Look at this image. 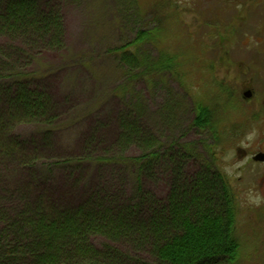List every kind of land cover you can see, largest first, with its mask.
<instances>
[{
	"label": "trees",
	"instance_id": "1",
	"mask_svg": "<svg viewBox=\"0 0 264 264\" xmlns=\"http://www.w3.org/2000/svg\"><path fill=\"white\" fill-rule=\"evenodd\" d=\"M148 2L154 9L151 26L109 49L128 85L137 76L147 84L164 77L188 90L198 84L208 91L225 63L222 54H214L224 52L217 29L229 36L232 27L205 23L201 34L185 31L178 0ZM64 5L0 0V166L17 180L0 206V264H237L236 194L215 167V155L233 147L225 140L245 121L233 119L230 100L216 101L211 109L188 96L191 129L203 155L198 156L195 140L166 143L124 105L106 140L93 143V132L78 152L60 151L56 137L68 103L59 104L32 68L39 57L64 49ZM146 45L156 55L150 62L137 55ZM155 167L170 174L168 192L160 198L145 185Z\"/></svg>",
	"mask_w": 264,
	"mask_h": 264
},
{
	"label": "rangeland",
	"instance_id": "2",
	"mask_svg": "<svg viewBox=\"0 0 264 264\" xmlns=\"http://www.w3.org/2000/svg\"><path fill=\"white\" fill-rule=\"evenodd\" d=\"M147 1L64 0L65 47L39 57L32 68L36 78L43 79L51 88L59 104L64 100L68 103L63 129L56 137L57 148L78 152L82 139L93 132L95 144L114 134L115 113L125 105L166 143L180 138H185L186 142L195 140L194 149L198 156H203L197 134L191 129L193 115L189 98L202 100L213 109L216 101L230 100V105L235 104L236 100H242L244 91L251 90L252 97L241 102V109L260 116L255 120L249 116L244 123L235 120L241 124L235 127L238 129L235 135L225 140L233 147L225 152L218 150L215 167L226 176L236 194L238 216L235 235L240 244L237 264H264V163L257 164L252 160L256 153L264 151V0H253L249 5L248 18L243 23L237 21V25L230 26L233 33L229 36L222 32V28L217 29L224 38L219 42L221 52H224L216 51L214 54H222L225 63L216 75V82L207 85L211 87L208 91L197 89L204 88L198 84L188 90L184 83L180 86L164 77L152 78V82L147 84L137 76L133 84L128 85L122 63L110 54L109 49L133 39L142 27L151 26L154 9ZM178 2H182L177 13L183 28L199 34L207 28L205 23L221 26L223 21L218 20L220 17L229 19L234 15L237 20L245 10V6L240 5L243 8L236 12L233 2L226 0ZM213 18L216 21H211ZM137 55L139 60L147 59L149 62L156 56L148 45L141 47ZM198 77L201 79L197 74L194 78ZM219 82L221 87L232 90V97L223 94ZM183 87L188 90L187 94L183 93ZM121 92L124 95L118 98ZM166 100L170 110L165 109ZM219 111L215 113L221 114ZM97 123L103 129L99 127L93 131ZM23 129L29 132L28 128ZM251 133L255 135L250 140ZM210 138L206 135V140L210 141ZM155 168L154 178L146 180L145 185L155 197L160 198L168 192L170 174ZM195 169V165L189 168L192 173ZM16 183L14 172L0 166V206L7 201L8 195L4 194H9ZM209 183L213 184V181Z\"/></svg>",
	"mask_w": 264,
	"mask_h": 264
},
{
	"label": "flooded vegetation",
	"instance_id": "3",
	"mask_svg": "<svg viewBox=\"0 0 264 264\" xmlns=\"http://www.w3.org/2000/svg\"><path fill=\"white\" fill-rule=\"evenodd\" d=\"M226 1L228 3H232L233 2L232 7H234V10L236 12H240V9L243 8L244 6H245V10H244V14L241 13V14L238 15V19L237 20L234 19V17H233L234 15L231 18H229V19H224L222 17H220L219 19L217 18L219 21H223L222 25L235 26V25H237V21L239 23H243L244 21H246V19L248 18V14L247 13H248V10H249V5L253 4L252 3L253 0H244V1L243 0H226ZM179 3L181 4L182 2H179ZM240 5L243 6V7L240 8L239 7ZM238 8H240V9H238ZM224 89L227 90V91H225V93H223L225 96H228L229 98L233 96L234 93L232 92L231 89H228V88H224ZM252 95H253V92L251 90H246V91H244L242 93V97H241L242 100L241 101L240 100H236V102L234 101L235 104L233 103V104L230 105V108H231L230 111H232V113H234L233 114V119L234 120L242 119V120L245 121L249 116H251L254 120L259 118L260 114L250 113L249 111L241 109L242 108L241 107V102L243 103L244 100L250 99L252 97ZM243 113L245 114V118H242L243 117V115H242ZM258 153H264V151H260ZM258 153H256V154H258ZM255 163L258 164L260 162H255ZM263 163L264 162H262L261 164H263Z\"/></svg>",
	"mask_w": 264,
	"mask_h": 264
},
{
	"label": "water",
	"instance_id": "4",
	"mask_svg": "<svg viewBox=\"0 0 264 264\" xmlns=\"http://www.w3.org/2000/svg\"><path fill=\"white\" fill-rule=\"evenodd\" d=\"M252 160L255 162H264V153H258L252 157Z\"/></svg>",
	"mask_w": 264,
	"mask_h": 264
},
{
	"label": "clouds",
	"instance_id": "5",
	"mask_svg": "<svg viewBox=\"0 0 264 264\" xmlns=\"http://www.w3.org/2000/svg\"><path fill=\"white\" fill-rule=\"evenodd\" d=\"M254 135H255L254 133H251L248 138L251 140L254 137Z\"/></svg>",
	"mask_w": 264,
	"mask_h": 264
}]
</instances>
